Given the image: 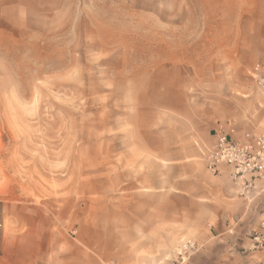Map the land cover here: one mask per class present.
Wrapping results in <instances>:
<instances>
[{
	"label": "rangeland",
	"instance_id": "obj_1",
	"mask_svg": "<svg viewBox=\"0 0 264 264\" xmlns=\"http://www.w3.org/2000/svg\"><path fill=\"white\" fill-rule=\"evenodd\" d=\"M233 3L12 0L0 13V234L11 210L71 207L114 186L137 129L180 99L175 87L197 89L201 104L218 91L247 100L258 90L247 75L183 80L170 64L181 50L195 57L213 41L226 46ZM249 108L240 109L246 118Z\"/></svg>",
	"mask_w": 264,
	"mask_h": 264
},
{
	"label": "crops",
	"instance_id": "obj_2",
	"mask_svg": "<svg viewBox=\"0 0 264 264\" xmlns=\"http://www.w3.org/2000/svg\"><path fill=\"white\" fill-rule=\"evenodd\" d=\"M233 1L227 45L213 41L205 56L181 50L170 64L181 65L183 80L247 75L258 90L249 89L247 100L213 92V102L201 104L197 89L175 87L180 99L137 129L131 165L116 169L114 186L84 193L71 207L10 211L0 234V264H170L180 256V264H264V250H248L264 222V193L244 199L227 165L213 173L203 161L219 131L264 134V91L250 73L264 65V0ZM12 7V0H0L1 16ZM246 103L247 118L240 110Z\"/></svg>",
	"mask_w": 264,
	"mask_h": 264
},
{
	"label": "built area",
	"instance_id": "obj_3",
	"mask_svg": "<svg viewBox=\"0 0 264 264\" xmlns=\"http://www.w3.org/2000/svg\"><path fill=\"white\" fill-rule=\"evenodd\" d=\"M250 73L264 91V65L257 63ZM203 161L213 173L227 165L231 179L244 199L251 201L255 195L264 193V134L245 133L242 137H234L219 131L212 146L205 151ZM191 246V243L186 244L183 251L187 252ZM248 250H264V222L251 234ZM218 264L242 263L223 261Z\"/></svg>",
	"mask_w": 264,
	"mask_h": 264
}]
</instances>
